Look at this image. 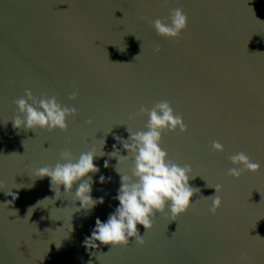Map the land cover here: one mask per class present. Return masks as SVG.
Here are the masks:
<instances>
[{"label":"water","instance_id":"1","mask_svg":"<svg viewBox=\"0 0 264 264\" xmlns=\"http://www.w3.org/2000/svg\"><path fill=\"white\" fill-rule=\"evenodd\" d=\"M175 8L187 29L179 39L159 36L150 21L170 23ZM26 89L76 108L66 132L13 127ZM165 100L188 131L164 134L161 147L191 165L200 193L175 221L166 208L148 231L138 225L143 245L87 247L96 219L107 222L119 206L118 161L105 168L107 155L94 159L91 195L104 203L89 210L75 201L78 185L71 194L60 186L56 199L50 178L34 170L65 163V150L77 159L99 153L103 140L105 153L116 145L126 156L115 137L146 131L139 109ZM214 140L224 152H213ZM241 151L260 170L236 179L229 157ZM133 167L129 156L120 171L131 176ZM216 184L222 206L213 215L205 197ZM257 235L264 238V0H0V264H264Z\"/></svg>","mask_w":264,"mask_h":264},{"label":"clouds","instance_id":"2","mask_svg":"<svg viewBox=\"0 0 264 264\" xmlns=\"http://www.w3.org/2000/svg\"><path fill=\"white\" fill-rule=\"evenodd\" d=\"M169 19L170 23L161 19H155L150 23L159 36L173 40L179 39L181 33L187 29L188 17L182 8H175L171 11ZM136 39L139 40L137 37ZM159 50V45H157L156 51ZM121 51L123 50L121 49ZM139 55L134 59H137ZM25 96L27 99L22 96L14 101L20 113L12 120L13 127L16 129L23 128L31 131L59 129L66 132L68 130L67 119L77 115L76 108L62 106L54 96L37 99L30 89L25 90ZM77 97L78 93L73 92L69 99L76 100ZM138 114L148 117L147 130L133 132L127 127L128 139L115 137L127 151L126 156L121 155L120 149L116 145H113L112 152L105 153L103 148L106 142L103 140L99 153L93 148L81 153L77 159L70 151L65 150L60 153V158L65 163H57L54 167L45 166L35 169L33 172L36 178H50L51 188L55 192L56 199L60 193V186H63L64 193L71 194L73 186L78 185L75 191V201L80 202L81 208L89 210L104 203L103 198L94 199L91 195L93 181L89 174L100 172L94 159L107 155L108 160L104 162L105 168L110 166L111 159L118 161L115 171L120 175V188L115 199L119 201V206L109 215L107 222H102L99 218L96 219L91 237L86 238L85 241L87 247L92 242H94L92 243L93 248L99 246L97 242L111 247H126L133 239L137 244L143 245L145 241L138 225L143 226L145 232L148 231L151 229L152 221L156 218L157 213H165L166 208L170 212L172 221H175L176 217L186 213L190 208L193 195L200 193L199 188L192 187L189 183L190 179L196 178L192 175L191 165L179 166L168 159L167 151L161 147L164 134L176 133L177 130H179L177 134L188 131L183 117L175 114L167 100L154 103L151 109L141 107ZM133 118V116H129V119ZM87 123L91 125L93 121L89 119ZM211 148L213 152H224L225 150L223 144L216 140L212 141ZM129 156H134L131 176L122 174L120 171V165L127 161ZM229 160L236 167L229 169L228 175L236 179L246 172L257 173L260 170V165L252 162L243 151L231 155ZM99 182L105 183L106 178L101 175ZM212 188H215V194L205 198L211 199L210 212L215 215L222 206L220 193L223 191V186L216 184ZM7 194L12 195L13 199L16 198L12 192ZM14 212L18 216V211L14 210ZM242 259L246 260L247 258L244 256Z\"/></svg>","mask_w":264,"mask_h":264}]
</instances>
